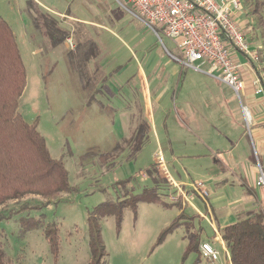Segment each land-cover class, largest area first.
I'll use <instances>...</instances> for the list:
<instances>
[{
  "label": "rangeland",
  "instance_id": "obj_1",
  "mask_svg": "<svg viewBox=\"0 0 264 264\" xmlns=\"http://www.w3.org/2000/svg\"><path fill=\"white\" fill-rule=\"evenodd\" d=\"M39 1L57 12L64 3L62 0L61 4L60 0ZM240 1L243 11L238 16V23L248 42L258 50L259 74L264 76V39L259 31L253 32L254 20L249 16L248 5L244 0ZM30 2L40 8H35L37 11L54 17L35 0ZM101 2L105 3L93 7L88 14L96 20L95 23L109 27L107 36L110 39L102 37L95 30L98 27L91 30L89 26L73 23V29L64 21L59 22V29L68 31L69 39L53 47L48 37L33 28L28 0H0V17L14 33L27 73V87L19 101L18 113L28 124H37L51 156L64 162L69 183L75 188L50 203L41 196L27 195L1 206L0 244L6 252L7 264H89L92 255L88 213L104 202L120 198L117 183L130 181L129 186L135 194L142 193L153 185L146 173L153 164L157 165L163 191L167 190L163 195L166 192L171 195L169 191H174L167 188L171 185L170 176L190 184L199 181L189 172L192 164L182 162L185 159L180 158L188 154L189 147H193L197 139L190 131L176 128L177 122L172 121L176 119V113L187 125L189 116L196 113L198 117L201 105L210 107L209 112H213L212 107L219 111L224 104L236 99L228 87L216 84L215 80L196 69L182 68L172 61L158 41L157 46L153 32L125 11L122 7L124 0ZM81 12H87V8ZM261 13L264 19V12ZM31 14L34 16L33 11ZM48 28L52 29L51 25ZM111 31L119 33L123 41ZM88 41L98 47L96 58L91 60H86L84 50L78 48ZM164 45L173 55H179L170 41L164 40ZM132 52L142 69L148 70L147 85L139 77L136 68L140 71V66ZM240 57L246 60L241 54ZM154 65L158 66L155 71ZM178 75L182 83L175 89V94ZM148 87L151 108L149 104L144 105V89ZM244 103L248 104L246 100ZM200 109L198 114L204 116V109ZM150 110L158 123V131L150 130L152 127L149 129L147 111ZM164 114L168 116V131ZM128 118L130 123L126 121ZM144 121L150 139L141 151L134 154V138ZM214 133L213 138L219 140L222 134ZM174 156L181 161L174 160ZM113 157H116L114 161ZM259 165L256 160V166ZM204 170L199 165L196 173L200 180H204L201 175ZM172 186L179 187L180 193L184 194L190 189L183 185ZM173 194L178 196L179 191ZM167 195L163 201L171 203ZM179 199L182 209H186L185 215L196 217L195 224L199 225L200 215L181 194ZM191 203L205 212L199 201ZM180 211L177 206H165L162 202L140 203L135 215L129 208L124 210L120 230L114 216L104 218L102 236L108 253L107 264H192L193 257L186 254L189 242L184 225H178L163 238L167 229L177 221ZM38 223L44 227L56 225L59 237L57 257L46 239L44 228L38 227ZM201 227L207 225L201 221ZM221 264H225L224 260Z\"/></svg>",
  "mask_w": 264,
  "mask_h": 264
},
{
  "label": "trees",
  "instance_id": "obj_2",
  "mask_svg": "<svg viewBox=\"0 0 264 264\" xmlns=\"http://www.w3.org/2000/svg\"><path fill=\"white\" fill-rule=\"evenodd\" d=\"M244 1L248 5L249 16L254 20L253 32L259 31L264 39V19L261 16V12H264V0ZM28 8L33 28L48 37L53 47L69 39V33L59 29L57 19L37 11L35 8H40L31 2ZM78 48L84 50L86 60L94 59L98 54V47L92 41L79 45ZM26 87L27 73L14 33L10 25L0 17V208L11 200H20L27 195L41 196L46 203H50L61 194L75 190L69 183V173L64 162L51 156L45 138L38 132L37 124H28L18 113L19 101ZM149 139L147 123L144 121L134 138V154L141 151ZM115 159L116 157L112 158L113 161ZM146 173L153 183L151 188L135 194L134 189L129 186L130 181L117 183L121 190L120 198L104 202L88 213V238L92 255L89 264H107L108 253L102 236L104 218L114 216L117 229L120 230L126 208L131 209L135 215L138 204L159 202L165 206L175 205L181 210L177 221L167 229L163 238L178 225H184L189 242L186 254L194 258L192 264H199L202 256L200 244L205 231L201 227V220L196 225V217L185 215L181 203L163 201L166 195L162 194L164 185H161L157 165L153 164ZM37 226L44 228L46 239L57 257L59 237L56 225L44 227L38 223ZM222 239L229 249L232 264H264V211L249 213L227 226L222 231ZM6 258V252L0 244V264H7Z\"/></svg>",
  "mask_w": 264,
  "mask_h": 264
},
{
  "label": "crops",
  "instance_id": "obj_3",
  "mask_svg": "<svg viewBox=\"0 0 264 264\" xmlns=\"http://www.w3.org/2000/svg\"><path fill=\"white\" fill-rule=\"evenodd\" d=\"M35 1L45 9V11L47 10L48 13L53 15V18L57 19L59 22L65 21L69 27L73 26V23L74 25L89 26L91 30L94 27H98L99 29L95 30L100 32L99 34H101L102 37L104 36L105 38L110 39L107 36V32L110 31L109 27L95 23L96 20L90 18L88 14L92 11L93 7L99 6V4L105 2H101V0H62L64 3L61 6V11L57 12L50 7L44 6L39 0ZM28 3H30V0H28ZM85 7L87 8V12H81V9ZM69 13L70 16L68 15ZM241 13H239V15ZM64 18H66V20H64ZM70 19L74 21L76 20L80 23L74 22ZM73 29H75L74 26ZM114 34L123 41L119 36V33L117 34L115 32ZM152 37L158 46L159 41L157 37L155 35ZM132 54L140 66L139 60L134 52H132ZM236 58L242 65L243 77L247 85L242 100L243 104H241L234 92L228 86L221 83L215 77V74H209L210 70L207 66H203L202 71L199 72L211 77L215 80L216 84L221 83L223 86L228 87L236 99L233 98L226 103L227 105L224 104L222 108H219V111L212 107L211 109L213 112H209L210 107H203L201 105L200 108H203L204 110H202L205 111L204 116L198 114L201 110L199 108L197 113L198 117L196 116V113L189 116L187 119V125L184 121H180L178 113L175 115L176 119L172 120L173 122H177L176 128H178L179 131H190L197 139V143H195L193 147H189L188 154L180 156V158H182L181 160H186L182 162L192 164L193 168H191L189 172L194 178L199 180L198 182L202 181L205 183L206 187L208 185L210 186L209 188L207 187L210 193L208 205L202 200L200 201V199L194 201V203L199 201V203L202 204H200L201 207L204 206L203 208L205 209V212L203 213L200 211L197 205H193L192 203L191 205L195 209L197 215H209L212 217L213 224L206 219L203 220L202 217L199 218L205 225H207L203 234L202 242L212 243L220 252V259L216 264H221L222 260H224L225 264H232L229 249L221 236L222 231L227 226L229 227L236 223L240 217L242 218L252 212L264 211V192L256 186L259 175V168L256 166V160L259 161L264 169V93L263 95L257 96L254 91V81L258 80L257 74L260 75V71H257V67L252 65L247 57L244 56L243 58H246V60H243L239 54ZM178 65L183 68L181 64L178 63ZM153 68L155 71L158 69V66L154 65ZM136 69L140 73V79L142 80L143 78L147 85L148 70L146 68L145 70L142 69L141 66L140 71L138 68ZM262 77L264 79L263 75ZM181 83L180 75H178L176 83L174 84L175 94V89L177 86L179 88ZM144 90L146 91V102L144 101V105L146 104L147 107L150 103L149 92L151 93V90L149 87ZM244 100L248 102L247 105L244 103ZM182 103L183 102H181V105ZM178 104L179 103H176V107ZM202 104H204V102ZM205 104L207 105V103ZM232 105L236 107V110H234ZM149 106L150 108L152 107L151 104H149ZM177 110L179 109H176V111ZM245 110H247V112H245ZM151 111L152 110L147 111L149 129L152 127L150 130L158 131V123H156V118L153 117ZM166 117L168 116H165L164 114L163 120H165V122L167 121ZM123 121L125 122V118ZM126 121H129L130 123L129 118L126 119ZM166 123V131H168V122ZM216 131L222 134L219 140L215 137L213 138V134H215L214 132ZM174 160L181 161L178 156H174ZM199 165H202V167L205 168L203 174L201 173V175L204 176V180H200L198 177L199 175L196 173ZM172 178L180 187L182 185L183 187H190L195 183L193 182L190 184L182 180H177L176 178L174 179V177ZM184 211H186V209ZM223 221L229 222L223 224ZM193 259L194 258H192V262ZM201 262L208 264L202 256H200L199 264Z\"/></svg>",
  "mask_w": 264,
  "mask_h": 264
},
{
  "label": "built area",
  "instance_id": "obj_4",
  "mask_svg": "<svg viewBox=\"0 0 264 264\" xmlns=\"http://www.w3.org/2000/svg\"><path fill=\"white\" fill-rule=\"evenodd\" d=\"M123 3L122 7L130 16L153 32L173 61L197 71H202V67L207 66L209 74H215L242 101L247 85L242 65L236 56L243 54L259 69L257 71L261 69V62L258 50L248 42L238 23V15L243 11L240 0H124ZM164 40L170 41L179 55H173L165 47ZM257 79L254 81L255 95H263L264 79L262 75ZM258 168L256 186L264 192V169L261 165ZM172 177L168 179L171 185L166 184L167 188L179 191L190 204L200 199L208 205L210 193L204 182L195 183L184 194L180 193L179 187L173 188L172 185H177ZM173 192L169 191L171 195H167L168 192L164 194L169 201L176 203L180 201L179 194L177 196ZM200 217L214 223L209 215ZM200 252L208 264H216L220 259V252L210 242H202Z\"/></svg>",
  "mask_w": 264,
  "mask_h": 264
}]
</instances>
